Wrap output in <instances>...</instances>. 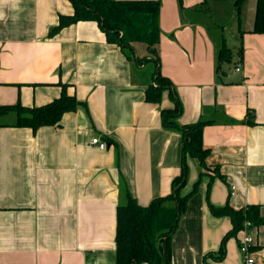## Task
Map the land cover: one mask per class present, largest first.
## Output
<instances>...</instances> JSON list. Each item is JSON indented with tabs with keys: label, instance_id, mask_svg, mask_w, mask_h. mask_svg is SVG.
<instances>
[{
	"label": "crops",
	"instance_id": "0c3cea01",
	"mask_svg": "<svg viewBox=\"0 0 264 264\" xmlns=\"http://www.w3.org/2000/svg\"><path fill=\"white\" fill-rule=\"evenodd\" d=\"M158 1L156 65L143 44L129 50L108 42L95 21L50 36L60 16L73 15L69 0H0V106L40 107L62 86L80 103L58 127L35 133L14 127V112L0 116V264H115L117 208L128 195L140 207L168 197L181 175V135L161 118L175 100L179 125L208 122L202 143L217 174L207 172L188 200L170 241V264H244L245 235L252 237L254 264H264V225L244 226L226 240L221 261L203 262L231 229L209 205H258L264 218V34L252 32L257 0H245L239 12L233 0ZM222 13L232 23L233 44L224 29L217 39L210 32ZM223 45L233 58L217 69ZM158 69L172 86L154 104L145 91L156 87ZM94 137L106 148L90 145ZM185 164L181 196L202 171L194 158Z\"/></svg>",
	"mask_w": 264,
	"mask_h": 264
},
{
	"label": "trees",
	"instance_id": "16d2710c",
	"mask_svg": "<svg viewBox=\"0 0 264 264\" xmlns=\"http://www.w3.org/2000/svg\"><path fill=\"white\" fill-rule=\"evenodd\" d=\"M180 1V0H178ZM210 1L202 0V4ZM245 0H233L236 10ZM74 12L71 16H60L58 24L51 29L53 36L61 29L80 21H95L106 35L110 43H116L121 49L133 50L132 45L143 44L152 62L159 64L157 44L159 42L158 17L160 2L158 0H69ZM252 32L264 34V0H257ZM231 52L223 47L217 53V69L223 63L232 62ZM137 63L147 61L145 58H135ZM156 87L150 85L145 91V100L157 104L165 89H171V82L161 76L159 69L153 74ZM80 103L68 95L65 86H62L60 96L52 102L40 107H23L20 104L0 106V116L14 112L17 128H28L33 133L43 127H58L66 113L75 111ZM180 114V104L176 102L173 109L162 110L161 118L166 128L177 130L182 139V171L180 177L174 180L172 192L168 197L153 199L147 207H140L135 199L128 195L127 202L116 210L115 264H170V241L177 229L180 216L185 212L188 200L197 192L202 177L209 173L206 160L209 149L202 143V130L208 122L198 120L187 125H179L177 119ZM196 159L202 169L199 179L194 183L192 190L185 196L180 195L185 185L187 167L186 159ZM216 175V171H213ZM213 176L210 177V182ZM172 203V205L168 203ZM258 205H249L246 208L235 210L228 204L223 207L209 205L214 217H228L231 229L221 241L216 253L204 256L207 259L219 262L225 255V242L235 237L245 222L251 227L264 225V218L260 216Z\"/></svg>",
	"mask_w": 264,
	"mask_h": 264
},
{
	"label": "built area",
	"instance_id": "2783aa9c",
	"mask_svg": "<svg viewBox=\"0 0 264 264\" xmlns=\"http://www.w3.org/2000/svg\"><path fill=\"white\" fill-rule=\"evenodd\" d=\"M241 68V64L238 61L235 71L239 72ZM90 145L97 146L98 148L105 149L106 144L101 141L98 137H94L90 141ZM245 228H251V224L249 222H245ZM253 244L252 237L249 235H245L239 242V252L241 254L242 260L244 264H254V259L251 253V246Z\"/></svg>",
	"mask_w": 264,
	"mask_h": 264
},
{
	"label": "rangeland",
	"instance_id": "374dc122",
	"mask_svg": "<svg viewBox=\"0 0 264 264\" xmlns=\"http://www.w3.org/2000/svg\"><path fill=\"white\" fill-rule=\"evenodd\" d=\"M231 25L232 23H230L229 16L225 13H222L218 17L217 16L215 17L214 23H209V29L212 36L215 37V39H217L220 38L219 35L221 33V30L223 29H224V34L227 36ZM225 38L228 40V42L232 43L233 41L235 43L234 38L231 37L230 33ZM209 171L213 172V170H209Z\"/></svg>",
	"mask_w": 264,
	"mask_h": 264
}]
</instances>
